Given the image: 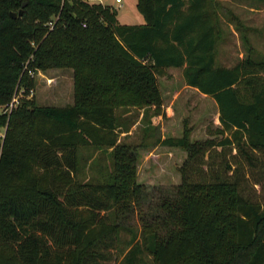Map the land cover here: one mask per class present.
Wrapping results in <instances>:
<instances>
[{"label":"trees","instance_id":"trees-1","mask_svg":"<svg viewBox=\"0 0 264 264\" xmlns=\"http://www.w3.org/2000/svg\"><path fill=\"white\" fill-rule=\"evenodd\" d=\"M136 9L144 24L127 26L100 3L0 0V105L23 89L0 115V264H103L120 231L130 239L118 264H264V60L216 66L214 0H136ZM50 69L72 71L71 106L27 99V73ZM173 70L212 101L217 124L205 140L184 121L181 136L155 141L184 159L149 217L138 181L147 145L118 142L115 111L162 116L159 79ZM82 149H111L101 181L77 176ZM132 213L139 243L123 226Z\"/></svg>","mask_w":264,"mask_h":264},{"label":"rangeland","instance_id":"rangeland-1","mask_svg":"<svg viewBox=\"0 0 264 264\" xmlns=\"http://www.w3.org/2000/svg\"><path fill=\"white\" fill-rule=\"evenodd\" d=\"M83 1L89 4L100 3L115 10L121 25L135 26L144 22L143 16L136 9V0H120L119 3L115 0ZM214 14L217 67L230 68L246 57L264 60V0H214ZM169 74L168 78L159 79V87L164 95L162 116H154L152 110L136 108H119L115 111L118 142L147 145L146 149L138 151V181L145 185L141 202L144 213H148L149 217L155 214L154 206L159 197L171 194L172 186L179 183L178 167L184 159L181 151L158 146L155 141L181 136L184 121L192 130V140H205L208 138L206 129H214L217 124L212 101L186 88L180 71L173 70ZM27 75L33 82L29 88L32 93L28 91L27 99L35 105L62 107L70 102L73 90L71 70L50 69L28 72ZM20 91L17 89V97ZM19 104L20 101L16 107ZM5 110L6 105H0V115ZM1 134L3 131H0ZM110 152L111 149L80 150V170L77 176L81 180L101 181L111 170ZM90 164L92 166L89 168ZM254 190L259 194L258 186ZM123 226L133 230L137 235L135 242L139 243L140 223L136 213L130 214ZM129 239L128 232L120 231L117 249L110 250L111 259L103 264H118L122 258L119 252L127 250L126 242Z\"/></svg>","mask_w":264,"mask_h":264},{"label":"built area","instance_id":"built-area-1","mask_svg":"<svg viewBox=\"0 0 264 264\" xmlns=\"http://www.w3.org/2000/svg\"><path fill=\"white\" fill-rule=\"evenodd\" d=\"M115 2H116V3H119L120 0H115ZM48 26H49V28H52V23H49ZM20 90H21V91H20V94L18 95V97H17V95H16V93H15V95L13 96V98L11 99V101H10L8 104H6V110H5V112L2 113V114H9V113L11 112V110H12L14 107H16V105L18 104L19 99L22 97L23 89H20ZM28 91H29V90H28ZM30 93H32L31 90L29 91V94H30ZM0 137H2V134L0 135Z\"/></svg>","mask_w":264,"mask_h":264},{"label":"water","instance_id":"water-1","mask_svg":"<svg viewBox=\"0 0 264 264\" xmlns=\"http://www.w3.org/2000/svg\"><path fill=\"white\" fill-rule=\"evenodd\" d=\"M25 5H26L25 3L22 4V6H21L20 10L18 11V13L11 12L9 14L10 18L11 19H16L17 17H21V15H22V9L25 7Z\"/></svg>","mask_w":264,"mask_h":264},{"label":"crops","instance_id":"crops-1","mask_svg":"<svg viewBox=\"0 0 264 264\" xmlns=\"http://www.w3.org/2000/svg\"><path fill=\"white\" fill-rule=\"evenodd\" d=\"M118 20V19H117ZM144 24V22L143 23H138V24H136L135 26H139V25H143ZM73 85V84H72ZM70 102H68L67 104H66V106H71L72 104H73V90H72V98L69 100ZM62 107H65V106H62Z\"/></svg>","mask_w":264,"mask_h":264}]
</instances>
